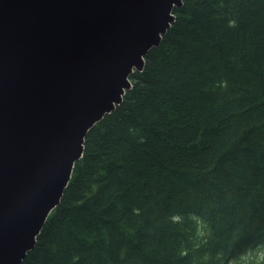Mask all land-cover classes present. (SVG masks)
Segmentation results:
<instances>
[{
  "label": "trees",
  "instance_id": "16d2710c",
  "mask_svg": "<svg viewBox=\"0 0 264 264\" xmlns=\"http://www.w3.org/2000/svg\"><path fill=\"white\" fill-rule=\"evenodd\" d=\"M174 14L21 264H264V0Z\"/></svg>",
  "mask_w": 264,
  "mask_h": 264
},
{
  "label": "water",
  "instance_id": "95a60500",
  "mask_svg": "<svg viewBox=\"0 0 264 264\" xmlns=\"http://www.w3.org/2000/svg\"><path fill=\"white\" fill-rule=\"evenodd\" d=\"M184 0H0V264H21L88 132L113 112Z\"/></svg>",
  "mask_w": 264,
  "mask_h": 264
}]
</instances>
